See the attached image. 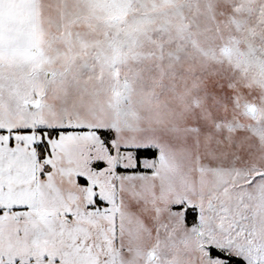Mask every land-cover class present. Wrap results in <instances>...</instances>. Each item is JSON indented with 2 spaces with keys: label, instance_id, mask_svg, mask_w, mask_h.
<instances>
[{
  "label": "snow or ice",
  "instance_id": "obj_1",
  "mask_svg": "<svg viewBox=\"0 0 264 264\" xmlns=\"http://www.w3.org/2000/svg\"><path fill=\"white\" fill-rule=\"evenodd\" d=\"M0 264H264V0H0Z\"/></svg>",
  "mask_w": 264,
  "mask_h": 264
}]
</instances>
